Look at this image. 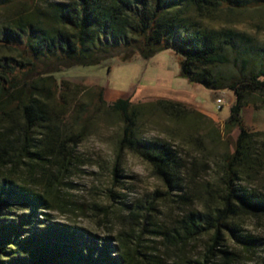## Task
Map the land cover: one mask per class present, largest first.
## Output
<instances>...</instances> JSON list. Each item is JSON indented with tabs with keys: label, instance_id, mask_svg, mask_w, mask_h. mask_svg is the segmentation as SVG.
<instances>
[{
	"label": "trees",
	"instance_id": "16d2710c",
	"mask_svg": "<svg viewBox=\"0 0 264 264\" xmlns=\"http://www.w3.org/2000/svg\"><path fill=\"white\" fill-rule=\"evenodd\" d=\"M8 4L0 0V7ZM254 6L253 0H68L0 26V46L9 50L0 56V264H246L257 253L262 239L246 232L239 218L264 217V193L250 186L264 174V132H250L243 118L247 106L264 104V47L232 29L204 28L187 15L192 8L201 19H214L218 12ZM165 50L180 56L181 76L189 82L234 93L225 136L238 132L212 164L183 156L168 140L138 134L144 111L213 124L206 115L167 99L136 105L120 98L110 107L123 124L115 176H123L120 160L129 151L177 197L163 199L178 210L168 211L169 224L159 222L154 204L131 212L163 238L169 259L140 249L139 238L129 239V232L123 238L101 236L52 214L53 192L75 166L86 137L84 131H63L60 113L69 110L64 98L70 84L55 75L114 57L150 59ZM86 91L90 104H78L75 117L85 126L107 106L104 88ZM22 170L30 181L20 180ZM210 170L214 180L207 182L199 209L188 191ZM203 240V253L191 255L188 247Z\"/></svg>",
	"mask_w": 264,
	"mask_h": 264
},
{
	"label": "rangeland",
	"instance_id": "374dc122",
	"mask_svg": "<svg viewBox=\"0 0 264 264\" xmlns=\"http://www.w3.org/2000/svg\"><path fill=\"white\" fill-rule=\"evenodd\" d=\"M3 1L10 6L0 7V26L39 14V10H46L52 2L68 0H27L20 3L14 0L15 4L11 3L13 0ZM253 1L256 6L252 8L218 12L214 19H201L192 8L187 15L195 21L200 20L204 28L232 29L253 37L256 44L264 47V0ZM8 53L9 50L0 46V56ZM180 63L179 55L165 50L150 59L136 54L130 61L123 62L114 57L97 66H77L55 75L59 83L70 84L69 96L64 98L69 110L60 113L63 131L69 134L84 131L86 134L78 147L75 166L60 190L53 192L57 207L52 214L57 220L84 227L101 236L123 238L125 232H129L127 237L133 241L139 238L143 251L170 258L165 254L167 249L163 238L147 231L153 226H145L141 217L134 219L131 212L137 210V206L144 211L154 204L158 209L155 214L159 216V222L169 224L171 218L168 211L173 215L178 210L171 209L173 201L164 202L163 199L170 196L169 189L138 155L123 152L120 160L123 176H115L123 124L120 116L110 107L120 98L130 99L136 105L167 99L181 102L206 115L213 124L194 117L178 121L158 111H144L138 120V134L146 139L168 140L183 156L213 164L227 152L232 139L238 134L235 131L232 137L225 136V122L230 116L235 95L230 90L216 92L189 82L181 76ZM94 87L105 89L107 106L100 114L93 115L85 126L75 119L76 107L80 103L90 104L86 89ZM243 118L250 132H264V104L247 106ZM211 132H214V138L210 137ZM19 173L21 181H30L26 171ZM214 173V170L202 173L199 184L188 191L193 196L194 207L201 209L205 205L207 182L214 180ZM47 181L45 177L42 183ZM250 186L264 193V174L259 175ZM172 198L177 199L176 196ZM239 223L246 232L263 241L246 264H264V217L241 216ZM144 228L146 231L142 233L140 230ZM204 246L203 240L189 246L188 252L198 257L203 253Z\"/></svg>",
	"mask_w": 264,
	"mask_h": 264
},
{
	"label": "built area",
	"instance_id": "2783aa9c",
	"mask_svg": "<svg viewBox=\"0 0 264 264\" xmlns=\"http://www.w3.org/2000/svg\"><path fill=\"white\" fill-rule=\"evenodd\" d=\"M221 98L217 99V100H220Z\"/></svg>",
	"mask_w": 264,
	"mask_h": 264
}]
</instances>
